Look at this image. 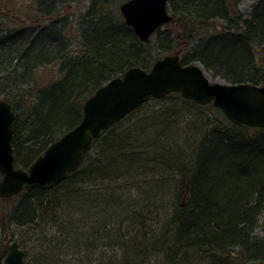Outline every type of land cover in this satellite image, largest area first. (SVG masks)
<instances>
[{"label":"trees","instance_id":"1","mask_svg":"<svg viewBox=\"0 0 264 264\" xmlns=\"http://www.w3.org/2000/svg\"><path fill=\"white\" fill-rule=\"evenodd\" d=\"M127 1L84 0L81 9L80 0H31L28 18L0 3V98L16 115V168L77 127L98 88L179 50L213 80L264 84V0H169L172 21L149 43L125 23ZM53 66L40 85L38 71ZM12 200L8 225L45 238L20 240L26 264H264L255 236L264 129L173 93L105 131L61 184Z\"/></svg>","mask_w":264,"mask_h":264},{"label":"water","instance_id":"2","mask_svg":"<svg viewBox=\"0 0 264 264\" xmlns=\"http://www.w3.org/2000/svg\"><path fill=\"white\" fill-rule=\"evenodd\" d=\"M125 23L141 42L172 20L169 0H129L120 6ZM179 93L201 106L212 104L237 126L264 129V84L213 83L197 64L184 65L179 55L165 56L151 70L132 68L87 99L81 123L52 143L27 170L16 168L12 147L16 115L0 98V198L35 188L49 190L77 171L95 140L151 100ZM4 264H23L17 244Z\"/></svg>","mask_w":264,"mask_h":264},{"label":"rangeland","instance_id":"3","mask_svg":"<svg viewBox=\"0 0 264 264\" xmlns=\"http://www.w3.org/2000/svg\"><path fill=\"white\" fill-rule=\"evenodd\" d=\"M81 1H84V0H80L79 6L81 9H85L87 4L86 3L81 4ZM0 3L2 4L5 3L8 6L12 7L13 9L18 10V15H21L25 18L32 16V14L28 12L29 8L32 7L33 9L31 8V10H34L35 8V6L31 3V0H0ZM253 5H254V2H250V1L242 3L239 7L240 13L243 14L244 16L249 15ZM0 6L2 5L0 4ZM27 22L29 23V19H27ZM16 25H18V22L16 24L12 23L11 25H8V26H11V28H16ZM56 71L57 69L55 66L50 67V68L40 69L37 73V79L39 81V84L43 85L47 83L48 81H50L52 75H54ZM211 81L214 83L218 81L223 83L222 79H216V80L211 79ZM13 203H14L13 200H0V211L2 213L0 215V237L2 238L6 235L5 233H7L8 235H11L12 234L11 231L14 229L13 227L11 228L8 225L7 221L5 223V227L3 226V219L5 218L4 220H6L8 211L12 207ZM260 223H262L263 226L261 229H259L256 232V237L259 239H262L264 238V215H262L260 219Z\"/></svg>","mask_w":264,"mask_h":264},{"label":"bare ground","instance_id":"4","mask_svg":"<svg viewBox=\"0 0 264 264\" xmlns=\"http://www.w3.org/2000/svg\"><path fill=\"white\" fill-rule=\"evenodd\" d=\"M121 13V12H120ZM122 15V14H121ZM123 17V16H122ZM123 19H124V17H123ZM172 21V20H171ZM169 24V23H168ZM166 25V24H165ZM128 26V25H127ZM164 26V25H163ZM159 30V29H158ZM157 30V31H158ZM156 31V32H157ZM156 32H155V34H156ZM155 34H153L152 36H151V38L155 35ZM137 36V35H136ZM140 40V39H139ZM151 40V39H150ZM150 42V41H149ZM148 42V43H149ZM144 43V42H143ZM172 56H175V55H179V57H180V59H181V51L179 50V51H177L176 52V54H171ZM167 56H169V55H167ZM182 61V60H181ZM183 63V62H182ZM155 64V63H154ZM197 64V63H196ZM190 65H194V64H190ZM197 65H199L204 71H205V68H204V66L202 65V64H200V63H198ZM154 66V65H153ZM152 66V67H153ZM132 68H139V67H132ZM132 68H130V69H128L126 72H128L129 70H131ZM152 69V68H151ZM150 69V70H151ZM125 72V73H126ZM124 73V74H125ZM205 73L207 74V72L205 71ZM124 74H122L121 76H119V77H122ZM208 75V74H207ZM209 76V75H208ZM115 78H117V77H115ZM114 79V78H113ZM110 82V81H109ZM218 82H220V81H218ZM223 83H226V82H224L223 81ZM107 84V83H106ZM106 84H104L103 86H105ZM226 84H231V83H226ZM244 84H249V83H244ZM253 85V84H252ZM261 85V84H260ZM102 86V87H103ZM102 87H100V88H102ZM100 88H98L97 90H99ZM96 90V91H97ZM96 91H95V93H96ZM94 93V94H95ZM93 94V95H94ZM92 95V96H93ZM183 98V97H182ZM183 99H185V98H183ZM185 100H187V99H185ZM187 101H189V100H187ZM214 106V105H213ZM215 107V106H214ZM220 110V109H219ZM221 111V110H220ZM222 112V111H221ZM133 113V112H132ZM131 113V114H132ZM223 113V112H222ZM130 114V115H131ZM224 114V113H223ZM226 117V116H225ZM227 118V117H226ZM228 120V119H227ZM229 121V120H228ZM231 122V121H230ZM232 123V122H231ZM233 124V123H232ZM76 128V127H75ZM59 140V139H58ZM56 142V141H55ZM54 143V142H53ZM51 145V144H50ZM39 158V157H38ZM37 158V159H38ZM36 159V160H37ZM35 160V161H36ZM34 161V162H35ZM30 168V167H29ZM262 223H261V227H259L257 230H256V232L259 230V229H261L262 228ZM14 229L11 231L12 232V234L11 235H8V234H6L3 238L2 237H0V247L2 248V249H4V250H6V252H5V255H4V258H3V262H2V264H4V262H5V260L8 258V256H9V254H10V250H11V245L12 244H17L18 245V247H19V249H21L22 251H23V253H24V256H23V264H26L25 262V252H24V250L22 249V246H21V243H20V240H22V239H24V238H26V242H29V240H28V238H30V239H32V240H34V241H36L35 242V244L37 245V246H39V243H41V242H43L44 240H45V238L41 235V230L37 233V234H34V233H30L29 231H28V229L26 228V227H21V226H19V225H17V226H15V227H13ZM256 232H255V236H256ZM39 242V243H38ZM29 246H31V247H33L34 249H36V247L37 246H35L34 244H31V245H29Z\"/></svg>","mask_w":264,"mask_h":264},{"label":"flooded vegetation","instance_id":"5","mask_svg":"<svg viewBox=\"0 0 264 264\" xmlns=\"http://www.w3.org/2000/svg\"><path fill=\"white\" fill-rule=\"evenodd\" d=\"M2 175H0V181L2 180ZM14 197H16V196H14ZM14 197H12V198H9V199H3V198H0V200H12ZM2 213H1V211H0V215H1ZM5 219V218H4ZM3 219V226L5 227V223H6V220H4ZM12 228V227H11ZM5 234H7V233H5ZM1 248V247H0Z\"/></svg>","mask_w":264,"mask_h":264}]
</instances>
